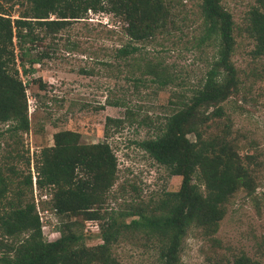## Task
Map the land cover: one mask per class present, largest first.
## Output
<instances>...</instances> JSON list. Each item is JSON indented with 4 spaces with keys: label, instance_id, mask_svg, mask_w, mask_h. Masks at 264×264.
Instances as JSON below:
<instances>
[{
    "label": "trees",
    "instance_id": "obj_1",
    "mask_svg": "<svg viewBox=\"0 0 264 264\" xmlns=\"http://www.w3.org/2000/svg\"><path fill=\"white\" fill-rule=\"evenodd\" d=\"M15 7L17 14L13 13ZM174 7V0H0V124H7L0 136L9 131L11 137H19L20 131L29 129L20 70L24 74L33 72L35 63L51 56L49 49L31 55L38 42L58 35L75 22L87 23L90 12H110L122 31L113 56L132 64L129 59H138L142 45L158 35L172 34L177 15ZM200 9L206 38L217 41L212 66L189 94L180 93L182 99L172 112L161 120L141 117L138 121L153 129L149 137L138 142L139 146L170 175L182 176L179 188L165 191L154 204L138 202L126 211H118L120 217L137 216L119 222L112 211L105 214L100 210L118 177V157L107 137L110 125L121 124L126 116L132 119L134 110L125 106L122 117L107 115L105 139L94 143H80L74 130L57 131L55 143L44 147L36 164L39 203L33 172L29 170L20 181L15 177V168H10L13 176L0 168V264H125L116 257L113 244L126 230L142 231L155 240L159 262L150 264H182L179 248L187 230L195 227L212 237L236 191H254V179L234 147L230 132L207 133L210 123L225 115L223 101L240 85L233 55L242 26L223 0H201ZM242 29L255 40L251 52L264 56V0H256L251 6ZM70 43L75 44L72 40ZM145 60L142 69L137 64L141 75L153 76L160 86L172 80L161 62ZM82 70L89 72L85 67ZM7 156L16 159L12 151ZM27 165L30 168V158ZM14 183L16 201L7 198ZM48 186L53 190L51 208L59 216L84 213V219L100 220V242L86 244L74 220L59 221L47 235L43 234L36 208L46 205L47 199L42 196L50 192ZM27 194L31 196L28 201L24 199ZM236 261L250 264L244 253Z\"/></svg>",
    "mask_w": 264,
    "mask_h": 264
},
{
    "label": "rangeland",
    "instance_id": "obj_2",
    "mask_svg": "<svg viewBox=\"0 0 264 264\" xmlns=\"http://www.w3.org/2000/svg\"><path fill=\"white\" fill-rule=\"evenodd\" d=\"M174 1L176 28L172 34L158 35L142 45V53L136 55L138 59H129L132 64L113 56L122 31L116 17L105 11L90 12L87 23L75 22L72 27L47 36L33 46L31 55L49 49L51 56L35 63L33 72L24 74L20 70L29 129L20 131L19 137H11L9 131L0 136V168L5 174L13 176L10 168H15L18 172L15 177L21 181L29 170L33 172L32 167L36 168L44 147L55 143L57 131L74 130L80 143L105 139L106 116L122 117L127 106L134 110L132 119L126 116L121 124L110 125L111 134L107 139L118 157V177L100 210H105V214L112 211L119 222H129L137 216L120 217L118 211H126L138 202L154 204L165 191L179 188L182 176L170 175L165 166L139 146L138 142L149 137L153 129L138 121L141 117L161 120L172 112L182 99L180 93L189 94L203 80L218 46L215 38H206L201 0ZM223 1L242 27L256 3V0ZM15 10L17 7L13 11L17 14ZM110 27L117 28L109 32ZM242 27L237 33L233 55L239 68L240 85L223 101L225 115L215 123L212 121L207 133L230 132L229 137L256 187L253 192L247 191L248 188L236 191L212 237L195 227L187 230L179 248L182 264H240L236 259L241 253L249 257L250 264H264V56L251 52L255 40ZM17 54L20 55L19 49ZM145 57L154 63L161 62L172 80L160 86L152 80L153 76L141 75L137 66L143 68ZM83 67L89 72L83 71ZM114 100L121 103L113 104ZM6 128L7 124H0V130ZM189 136L195 138L193 133ZM8 151L16 156L15 160L7 156ZM16 187L15 183L11 186L8 199L16 201ZM47 189L50 192L43 209H48L45 222L51 226L50 230L59 221L74 220L86 244L101 241L99 230H95L100 220L84 219V213L59 216L51 208L53 190L49 186ZM24 199L28 201L31 196L27 194ZM113 252L125 264L159 262L155 240L142 231H123L113 244Z\"/></svg>",
    "mask_w": 264,
    "mask_h": 264
},
{
    "label": "built area",
    "instance_id": "obj_3",
    "mask_svg": "<svg viewBox=\"0 0 264 264\" xmlns=\"http://www.w3.org/2000/svg\"><path fill=\"white\" fill-rule=\"evenodd\" d=\"M33 169V174H34V194H35V197H36V202L39 203V200H40V197H39V189L37 187V183H36V171H35V168L34 166L32 167ZM47 193H45L42 198L45 199V197H47ZM37 209H38V214H39V217H40V221L42 222V232L44 235H47L49 232H50V227L46 222V218H45V213L48 212V209L47 208H44V209H40L39 205H37ZM44 215V216H43ZM52 225V224H51ZM48 226V230L46 231L45 230V227ZM53 226V225H52ZM95 230H99V225L96 223V229Z\"/></svg>",
    "mask_w": 264,
    "mask_h": 264
}]
</instances>
